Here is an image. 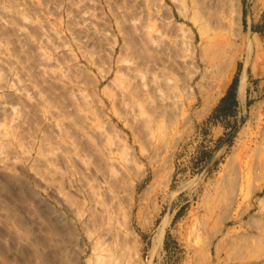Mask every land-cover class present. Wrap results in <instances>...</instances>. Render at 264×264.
<instances>
[{"label": "rangeland", "instance_id": "1", "mask_svg": "<svg viewBox=\"0 0 264 264\" xmlns=\"http://www.w3.org/2000/svg\"><path fill=\"white\" fill-rule=\"evenodd\" d=\"M38 262L264 264V0H0V264Z\"/></svg>", "mask_w": 264, "mask_h": 264}, {"label": "bare ground", "instance_id": "2", "mask_svg": "<svg viewBox=\"0 0 264 264\" xmlns=\"http://www.w3.org/2000/svg\"><path fill=\"white\" fill-rule=\"evenodd\" d=\"M245 88H246V82H245V80H242L241 81V84H240V86H239V90H238V93H239V98H240V100L241 101H243L244 102V98H245ZM55 230V229H54ZM56 231H58V230H56ZM56 231H53V232H56ZM29 235V234H28ZM34 243V242H33ZM36 246H37V244H36ZM36 246H35V248H36ZM36 250V249H35ZM40 251V250H39ZM36 252V251H35ZM34 254V253H33ZM46 255H48L49 256V254H46ZM45 255V256H46ZM50 255H51V253H50ZM37 257H38V259H40V260H37V261H42V262H44V261H46V257L45 256H43L40 252H37V255H36ZM51 257V256H50ZM30 259V258H29ZM51 260H52V258H50ZM29 261V260H28ZM31 261V260H30ZM39 262L37 263V264H39ZM47 263H48V261H46ZM50 262V261H49ZM25 264V263H24ZM32 264V263H31Z\"/></svg>", "mask_w": 264, "mask_h": 264}]
</instances>
